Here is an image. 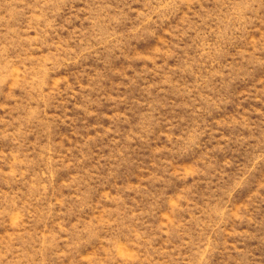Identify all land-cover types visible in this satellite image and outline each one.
Listing matches in <instances>:
<instances>
[{
    "label": "rangeland",
    "instance_id": "obj_1",
    "mask_svg": "<svg viewBox=\"0 0 264 264\" xmlns=\"http://www.w3.org/2000/svg\"><path fill=\"white\" fill-rule=\"evenodd\" d=\"M0 264H264V0H0Z\"/></svg>",
    "mask_w": 264,
    "mask_h": 264
}]
</instances>
